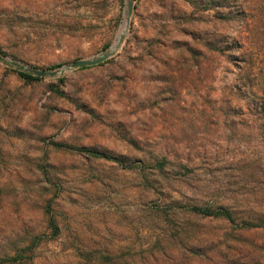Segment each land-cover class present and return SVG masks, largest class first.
Masks as SVG:
<instances>
[{"label": "rangeland", "instance_id": "1", "mask_svg": "<svg viewBox=\"0 0 264 264\" xmlns=\"http://www.w3.org/2000/svg\"><path fill=\"white\" fill-rule=\"evenodd\" d=\"M205 1L0 0V251L23 231H43L41 207L50 198L62 236L41 243L33 264L75 262L64 249L68 237L98 251L135 253L149 242L138 174L71 149L117 156L176 141L198 166L189 174L194 189L186 190L198 198L237 181L229 169L239 160L262 157L264 173V120L225 123L211 111L230 96L234 65L213 59L199 73L177 75L179 100H164L165 66L185 56L190 43L239 35L235 23L222 32L216 8L205 10ZM119 34L106 61L69 68L110 53ZM246 44L256 64L255 89L264 91V41L251 34ZM15 65L46 75L23 80ZM195 233L202 250L185 260L174 250L158 264H264V230L231 231L223 221L202 220Z\"/></svg>", "mask_w": 264, "mask_h": 264}, {"label": "trees", "instance_id": "2", "mask_svg": "<svg viewBox=\"0 0 264 264\" xmlns=\"http://www.w3.org/2000/svg\"><path fill=\"white\" fill-rule=\"evenodd\" d=\"M195 2L193 5L199 4ZM205 4L207 11L212 6L216 8L214 19L222 32L226 26L235 23L239 27V35L231 38L222 33L216 40L190 43L185 56L165 66L168 70L164 75L167 91L162 92L167 94L164 100L173 105L179 100L177 75L199 73L204 63L223 59L226 64L237 68L238 75L229 87L230 96L221 99L218 106L214 103L211 105L212 114L225 123L235 119L242 121L243 118L260 122L264 120V91L255 89L256 64L246 43L251 34H258L264 41V0L255 7L248 5L245 0H217L215 5L212 0H206ZM235 49L239 50V55L233 53ZM14 72L20 79L36 80L35 74L20 66L15 65ZM240 101L244 102L242 106L239 105ZM175 144L177 142L173 141L162 147H148L147 150L138 149L137 153L117 156L97 149H71L88 160L107 162L121 170L138 174L142 197L141 219L152 226L145 231L153 237L151 240L150 236L149 242H144L135 253L130 250H87L77 246L76 241L68 237L70 241L64 249L71 259L77 258L72 264H158L169 261L172 258L170 252L174 250L185 260V255L193 256L204 248L197 246L202 240L195 238L196 223L202 220L223 221L231 226V231L264 230L262 157L237 161L235 169H229L232 178L235 177L237 181H228L212 190L210 195L206 193L198 198L195 190L186 192L189 186V189H194L189 174L192 169L196 171L198 166L192 165L190 153L179 150ZM206 161L205 156L200 159L201 164ZM41 173L49 180V173L43 170ZM260 180H263V184ZM182 188H186L185 191ZM41 208L43 231H23L17 235L0 251V264H33L35 250L41 243L61 239L62 228L52 198L46 200Z\"/></svg>", "mask_w": 264, "mask_h": 264}, {"label": "water", "instance_id": "3", "mask_svg": "<svg viewBox=\"0 0 264 264\" xmlns=\"http://www.w3.org/2000/svg\"><path fill=\"white\" fill-rule=\"evenodd\" d=\"M130 9H131V6H130V4H128L127 9H126V15L124 17V21H126L127 15L130 13ZM121 39H122V34H119L116 41L110 47V53L101 54L99 57L94 58V59H85V60L75 61L69 65V68L73 69V68H77V67L92 66V65H97L99 63L106 61L109 58L110 54L113 53L118 48ZM4 60H5V58L3 56H0V61H4ZM25 70L32 73V74L38 75V76H45L46 75L45 71L38 70V69L32 68V67H26Z\"/></svg>", "mask_w": 264, "mask_h": 264}]
</instances>
